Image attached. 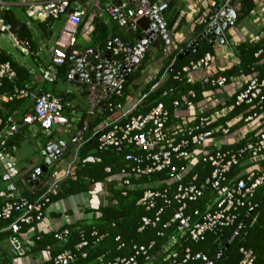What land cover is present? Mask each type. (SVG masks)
I'll return each mask as SVG.
<instances>
[{"label": "built area", "instance_id": "obj_1", "mask_svg": "<svg viewBox=\"0 0 264 264\" xmlns=\"http://www.w3.org/2000/svg\"><path fill=\"white\" fill-rule=\"evenodd\" d=\"M170 2L171 0H0V51H6L13 56L1 42L8 35L15 49L31 62L16 60L29 66L33 73L30 85L14 86L9 93H3V81L15 80L17 72L10 61L0 60V167L8 184L6 190L1 192L3 201L0 206V220H10L0 229V234L9 233L11 250L17 255V260L27 256L23 240L28 237V232L32 231L37 239L43 233H53L56 240L65 243L70 235L68 224L77 220L71 214L64 213L57 223L49 215L51 205L45 208V204L49 202L50 195L57 192L58 185L75 174L77 151L83 144V130L78 128L83 112L75 104L65 103L64 98L53 91L43 90L39 83L54 80L58 68L67 65L68 80L74 78L78 84H86V88H89L88 96H93L94 107L101 100L108 101L111 96L121 97L126 81L136 73L149 50L146 48L142 52L141 48L146 46L141 44L139 37L143 35L146 39L152 24H156L161 30L158 21L162 24L164 22L167 28L164 18ZM255 2L262 13L264 26V0ZM16 6H22L26 16L34 22L48 25L61 23L48 57L41 56L42 49L45 51L44 46L36 48L29 38L21 37L20 26L15 27L5 17ZM218 6L219 11L214 14ZM223 11L228 19L238 17V6L233 0H227L207 12L201 18V23L206 25L218 21ZM104 18L128 34L138 31L142 19H148L150 24L132 42H125L120 37L111 35L110 41L104 47L100 44L80 46L79 35L82 34L86 41L91 42L97 20ZM176 27L174 25V29ZM169 32L168 30V36ZM224 37V44L218 39H208V42L218 41L222 46L230 45L225 33ZM169 40L170 43L165 40L167 47L172 46L170 36ZM108 57L110 62L106 64ZM13 58L15 59L14 56ZM80 60H84L83 73H72L70 67L74 66L77 70L76 64ZM102 63L107 67L99 75L98 66ZM110 63L115 72H110ZM35 65L39 72L33 68ZM93 72L94 82H87L92 78ZM77 74H85L84 81ZM157 74L158 72L152 74V79ZM165 77L166 73L161 80ZM174 78L185 80L189 85L198 82L209 89L204 92V99L199 102L192 100L196 95L192 89L182 94L173 102V113L160 102L146 115H131L145 96L141 92L134 97L132 91L124 103L109 101V109L113 114L94 129L100 150L111 147L126 150L125 166L115 174H112L110 167H106L110 176L93 185L86 193L91 200L99 198L98 203L91 205V200L82 202L78 207V220L91 222L94 217L99 216L98 212L89 210L108 203L109 183L120 190L122 195H127L128 190L135 187L133 179L145 178V183L140 187L143 194L137 200V205L144 207L148 214L141 218L138 231L157 229V237L166 239L159 250L156 249L155 240L148 244L134 243L131 245L130 255L116 256L107 264H185L190 259L201 260L203 264H207L211 261L208 255L202 252L193 253L186 242L202 241L208 232L217 233L234 224L239 210L251 206L257 189L264 185V79H259L255 74L234 76L230 79L218 75L215 54L211 53L185 65ZM240 78L243 80L239 81ZM35 84L37 85L34 87ZM230 84L235 85L232 91L228 88ZM222 91H225L226 96L218 97ZM233 97L235 102L229 105L228 102ZM21 99L30 101L24 109L5 117L2 103ZM243 105L249 106L246 112L227 119L236 106ZM94 107L89 110L90 114ZM67 110H70L71 116L66 114ZM236 125H240L239 128L232 131ZM62 128L70 133L78 129L73 136L76 139L72 138L76 143L74 156L62 173L48 177V170L43 179L38 177L37 182L34 181L37 183L36 188L46 189L38 199L30 201L23 194L24 186L29 185L31 189L35 187L25 181L29 172H22L18 165L17 137L26 132L34 136L56 135ZM242 141V146L230 147ZM58 142L60 141L51 140L46 145ZM68 148L67 145L63 155L57 156L53 164L63 158ZM89 159L100 160L92 156ZM198 164L203 166L202 169L193 172ZM236 167L241 169L234 173ZM199 175L204 176L200 179ZM198 203L201 205L198 206ZM173 205H176L175 208L169 211ZM24 225L32 226L24 231ZM237 233L238 231L235 235ZM105 236L106 234L100 235L97 230H92L89 239L82 235L81 241L74 248L56 254L53 253V247L48 245L41 252V262L74 264L80 258L87 257L85 248L90 243L96 244ZM115 240L119 242L118 249L125 247L120 236ZM241 252L242 264H253V250L241 248ZM98 261L105 264L103 257L98 258Z\"/></svg>", "mask_w": 264, "mask_h": 264}, {"label": "trees", "instance_id": "obj_2", "mask_svg": "<svg viewBox=\"0 0 264 264\" xmlns=\"http://www.w3.org/2000/svg\"><path fill=\"white\" fill-rule=\"evenodd\" d=\"M178 0H172L170 2L168 11L166 13L165 19H167V28L171 32H176L181 29L184 20H181L180 24L174 29L176 20L179 17V12H177L176 4ZM235 4V3H234ZM236 5V4H235ZM237 6V5H236ZM255 4L253 0H244L241 7H238V17L236 23L239 24L244 18L250 15L254 10ZM175 10V12H174ZM174 14V15H173ZM7 20H9L15 27L19 25L20 35L24 38H29L32 44L38 48V36L36 30L41 33L42 36L51 35L53 33L52 24L36 22V30L33 25L27 21H20L17 19L16 14L12 10L11 14H5ZM51 23V22H49ZM150 21L148 19H142L140 23V28L137 32L126 33L118 25H109L105 19L97 20L95 24V30L92 33V41L90 46L100 44L101 47L107 45L109 36H118L125 42H132L136 36H138L144 29L149 27ZM203 27V24L196 26V31ZM162 38H158L154 42V46ZM163 44V49L166 47V42L164 39L161 40ZM182 49L187 47L186 44L182 45ZM231 48L239 59V63L233 65L231 68L218 73V75L226 76L228 79L234 76L240 75H256L259 79H264V35L263 37L256 41H242L237 45H231ZM182 50L177 48L168 55V60L165 66L158 72L156 78L147 82L144 87L142 94H144V99L141 105L132 112L131 115H146L149 113L158 103L162 102L166 109L173 113V102L179 99L180 96L189 90H194L196 95L192 100L194 102H199L204 99V92L209 88L203 86L200 83L187 84L185 80H178L174 77L178 72L182 71L185 65H188L191 61L198 60L205 56L207 53L215 54V48L208 41L201 43L194 53L185 56L183 59H178L177 56ZM164 55L163 52L161 53ZM1 61H10L17 72V78L13 81L5 79L3 81L2 92L9 93L14 86L26 87L33 81V73L29 66L20 64L16 59L11 56L10 53L6 51H0ZM149 56L146 53L141 65L139 66V71L137 73V79L142 75V71L147 64H149ZM174 67L173 72H170V66ZM68 66L64 65L58 68V73L56 78L52 81H44L39 87L43 90H50L55 92L64 98L65 103L73 102L79 96H86L89 94V90H74V91H58L56 89L57 79L66 82L68 80L67 76ZM136 71V72H137ZM166 73V77L161 80L162 75ZM133 76H131L125 83L124 92L121 97L111 96L108 101L101 100L99 105L95 107L93 112L90 114L88 109L76 105V108L82 110L81 120L78 122V128L83 130L82 141L83 144L79 147L77 151V162L75 164V174L64 179L59 185L58 190L55 194L50 195V200L45 204V208L49 207L57 201H63L71 196H76L78 194L87 193L90 188L96 183L105 181L110 174L106 171V167L112 169V174L118 173L125 166V153L126 150H119L117 148H106L100 150L98 148V138L94 136V129L108 119L113 112L110 111L108 102L119 101L124 103L126 97L132 93L131 81ZM38 83V82H36ZM37 84L34 85V87ZM81 85V84H79ZM81 86L86 88V84ZM38 87V86H37ZM137 87V86H136ZM29 99L14 100L9 103H2L4 106L3 115L5 117L11 116L18 110L24 109ZM86 101V99H84ZM235 102V97H233L228 103L233 104ZM249 106H236L234 110L228 115L227 119H232L237 114L241 112H246ZM66 114L71 116L70 110L66 111ZM240 125H236L231 130L239 128ZM78 132V129L73 130L70 134L71 138ZM53 135L49 137L51 139ZM71 141V140H70ZM75 152L76 143L73 140L70 142ZM244 142L232 145L230 147L238 148L242 146ZM71 149V148H70ZM68 148L67 153L64 155H69L71 152ZM97 157L100 160H90L89 157ZM202 165L198 164L194 167L193 172H199L202 169ZM241 167H236L233 171L237 173ZM209 172L208 170L206 171ZM205 175V174H204ZM204 175H199L202 179ZM163 176V174L161 175ZM145 178H140L138 180L133 179L132 183L135 185L134 188L128 190L127 195H122L121 191L116 189L112 183L107 185L109 194L107 196L108 203L105 205H100L98 208L89 210L98 212L99 216L94 217L91 222H86L85 220H76L68 224L70 230V235L65 243H61L54 237L53 233H43L41 237L37 239L35 236L31 240V245L26 252V255L34 254L37 252H42L46 249L48 245L53 247V253L63 251L65 249H72L74 246L81 241L82 235L87 239L90 237L92 230H97L100 235L106 234L98 243L89 244L85 248L88 255L86 258H80L74 264H100L98 258L103 257L105 264L113 260L119 255H130L131 245L134 243L148 244L155 240L156 249L159 250L161 246L166 242L165 238L157 237V229L147 228L142 232L138 231L140 227L141 218L147 215L148 212L144 207L137 205V200L143 194V189L141 185L145 183ZM22 184V183H21ZM23 194L30 200L38 199L45 191V188L38 187L27 189L24 186ZM264 194V185L257 189L255 197L252 200L251 206H246L239 210L238 217L234 224L223 228L221 231L214 233L208 232L205 238L199 242H186V245L191 248L193 253L202 252L208 255L209 259L213 264H242L243 253L241 248L251 249L255 254V259L253 264H264V203L259 206L253 213H251L247 219L246 215L249 210L257 205ZM198 206L201 204L198 203ZM176 205L171 206L168 210L171 211ZM56 217H60V214H54ZM10 220H0V229L6 226ZM32 225H24L23 230L26 231ZM238 233L235 235V232ZM1 235H9V233H2ZM117 236L121 237V240L125 243V247L118 249V244L115 240ZM229 246L224 250L222 255L218 257L219 253L226 244ZM183 256L181 255L180 258ZM6 264H14L12 259H9ZM36 264H50L48 261L40 262ZM185 264H203L201 260H188Z\"/></svg>", "mask_w": 264, "mask_h": 264}, {"label": "crops", "instance_id": "obj_3", "mask_svg": "<svg viewBox=\"0 0 264 264\" xmlns=\"http://www.w3.org/2000/svg\"><path fill=\"white\" fill-rule=\"evenodd\" d=\"M226 1L227 0H178L177 4H176V9H177V12H179V17L176 20L175 25L178 26L180 24L181 20H184V23L181 26V29L179 31H176L175 33L172 32V35L174 36V39L172 41V46L171 47L166 46L164 48L165 54L163 56H158V58H156V60H154L155 58H153L154 62L149 63V66H151L150 75L155 74V72H158L159 69L162 67L161 65L165 66V64L168 60L167 57L172 51L176 50L177 48H180V49L184 48V47H182L183 44L188 45L189 42H191L199 34V30L196 31V26L199 24H202L201 18L202 17L204 18V16L207 15V12L214 9L215 5L223 4ZM233 1L238 7H241V4L243 3L244 0H233ZM253 2L255 4V9L250 13V15L247 16L246 18H244L239 24L236 23L233 27H230L227 31L224 32L226 37L230 41V45L222 46L218 41L214 45V48L216 51L215 52V67H216L218 73L223 72V71L231 68L233 65L237 64L238 59L235 56V54L231 48V45L232 46L237 45L238 43H240L242 41H247V40L250 42H256V41L260 40L264 35V26H263V22L261 19L262 13H261V11H259L260 8L257 7V3L255 2V0H253ZM104 19L109 25H111V26L115 25L114 23L110 22V20H108L107 18H104ZM165 21L167 23V19H165ZM186 21L188 23V26H185ZM169 33H171V31ZM186 39H188V40L186 41ZM161 40L158 42H161ZM78 41H79L80 46H83V47L90 46V43H91V42L86 41L82 37V34L79 35ZM182 41H184V42H182ZM153 44H152V46H154ZM150 48H149V50H150ZM33 68L39 72V68L37 65H35V67H33ZM35 76H39V75H35ZM148 79H150V78H147L146 81H148ZM57 80L58 81L56 84V89L58 91H64V92L65 91H74L71 88H66V90H62L61 89L62 84L73 83L76 86V89H77V85H79L77 80L74 78H72L71 80H67L66 82L61 81V79H57ZM242 80L243 79L240 78L239 81H242ZM228 88L230 91H232V90H234L235 85L230 84V86ZM138 95H140V92L135 94L134 97H136ZM218 95H219L218 97L226 96L225 91H222V93L218 94ZM92 98H93V96H89V98H88V99H90L89 102L91 104L89 106L88 111L95 106ZM82 110L83 109L81 108V111ZM64 132L69 134V132H66V131H64ZM38 135H46V134H36L34 136V135H32V133L26 132L25 134H22V135L17 137V141H18V145H19V149L16 153L18 165L20 164V151H24V149L27 147L26 140L31 139L33 137H37ZM51 135L52 134L45 136L47 140L45 141L44 145L49 143L51 140L63 141L62 139H59L58 137L56 138L55 137L56 135H53V137L51 139H49V137ZM22 145H25V146H22ZM44 145H41L42 147L40 146V148L42 149ZM40 148H39V150H40ZM21 154H23V152H21ZM24 171H27V170H24ZM48 177H50V175ZM3 181L6 183L5 184L6 187L3 189H0V206H1L2 201H3V196H1V192L5 191L7 188V185H8L7 181L4 179V177H3ZM25 187L27 189H31L30 188L31 186H29V185H26ZM77 197H79V198H77ZM74 198H77V199H74ZM65 200L66 201L64 203H62V201H57L49 207V210H48V212L50 213L49 215L57 223H58V220H60L62 218V216H63L62 214H64V213H67V215L71 214V216H74L77 220L80 219L79 214H77L78 213V207L82 204V202L89 201L91 199H89V197L86 193H82V194L76 195L75 197H69ZM98 201H99V198L95 197L91 201H89V204L96 205L98 203ZM54 214H60V217H56ZM27 236L28 237L23 240V243H24V246H26V248L28 250L29 246L31 245V240L34 237L32 231L28 232ZM8 238H9L8 235L4 236V235L0 234V264H6V262H8L9 259H12L13 263L15 262L16 264H18V263L19 264H36V263H40L43 260L41 252L29 254V255L25 256L24 258H20V260H17V255L12 254L13 252L11 251V249H10V252H11V254H10V252L7 251V249H6V246L7 247L9 246V239Z\"/></svg>", "mask_w": 264, "mask_h": 264}, {"label": "rangeland", "instance_id": "obj_4", "mask_svg": "<svg viewBox=\"0 0 264 264\" xmlns=\"http://www.w3.org/2000/svg\"><path fill=\"white\" fill-rule=\"evenodd\" d=\"M12 9H13L14 13L16 14L18 20L29 22L30 24L33 25L34 29L36 30L35 25L37 23L32 21L31 19H29L26 16V13H25L22 6L12 7ZM174 12H175V10H174ZM185 26H188L187 21L185 22ZM51 28H53V33L51 35H45V36H42L41 33L36 30L37 34H39V36L37 38L38 44L41 48H43V46L45 48V51L43 49L41 51L42 58H46L50 55L49 49L53 45L54 41L56 40V37L58 35V31L61 28V23L55 22ZM169 36H170L171 40L173 41L174 36L172 35V32L169 33ZM187 40L188 39H186V41ZM1 42L4 45V47L12 53V55L15 57V59H17L20 62H31L30 59H28L27 57H24L23 55H21L18 52V50L15 49V47L13 46L12 42L10 41V38L8 35H5L1 39ZM182 42H184V41H182ZM163 47H164L163 44L161 42H158L157 45L152 46L150 48V50L147 51L148 56L150 58L149 63L154 62V60H156V58H158V56H162V54H161L162 52H163V54H165V49H163ZM153 58H155V59L153 60ZM161 66L164 67V65H161ZM150 69H151V66H149V64H147L146 67H144V69L142 71V75L138 79H137V77H138L137 73H138L139 69L133 75V79L131 81V90L134 91V94H137L139 92L141 93L143 91L144 87L147 84V81H146L147 78H150L148 80H151L153 78V76L150 75ZM160 69H159V71H160ZM66 88H71L72 90H75L76 86L73 83H66V84L61 85L62 90H66ZM77 89L78 90H89V88H85L81 85H77ZM88 95L86 96V98H84L85 96H79L73 102V104H75V105L79 104V106L86 108V109H89V106L91 104L89 102L90 99H88L89 98ZM84 99H86V101H84ZM45 136L46 135H38L37 137H33L31 139L26 140L27 143L26 142L25 143L27 144V147L24 149V151H20L19 167H20L22 172H29V170H31L33 165H40L42 163V157L40 154V152H41L40 146L44 145L45 141L47 140ZM55 137L56 138L58 137L59 139L66 141L68 143L69 149L71 148L70 149L71 153L69 155H67V154L64 155L63 158H61L59 161L55 162L52 165V167L49 169V175H57L59 173H62L65 166L71 161L72 157L74 156V150L72 148V146H74V145L72 143H70L72 141L70 134L65 133L63 128H62L59 132L56 133ZM22 146H25V145H22ZM39 148H40V150H39ZM21 152H23V154H21ZM24 170H27V171H24ZM3 177H4V172H3L2 168L0 167V189H3L6 187L5 186L6 183L3 181ZM77 198H79V197H77ZM77 198H74V199H77ZM65 201L66 200L62 201V203H64ZM6 249H7V251L10 252V249H11L10 242H9V246L8 247L6 246ZM10 254H11V252H10Z\"/></svg>", "mask_w": 264, "mask_h": 264}, {"label": "water", "instance_id": "obj_5", "mask_svg": "<svg viewBox=\"0 0 264 264\" xmlns=\"http://www.w3.org/2000/svg\"><path fill=\"white\" fill-rule=\"evenodd\" d=\"M220 6H218L215 10H214V14L218 13ZM154 18V17H153ZM237 18H232V19H228L226 13L223 11L220 13L218 21H215L211 24H206L203 25V27L199 28V34L196 36V38L191 41L187 47L179 53V55L177 56L178 59H183L185 56L192 54L195 52V50L197 49V47L201 44V43H205L208 41V39H218L220 41V43L224 44L225 43V37H224V32L227 31L230 27H233L236 24ZM158 26L161 27V30H159L158 27H156V24H152L151 28L148 32L147 38L145 39L143 35H141L139 37L141 41V44L146 46L141 48L142 52H144L146 50V48H150L153 44V42L155 40H157L160 37H163L167 43H170L169 40V36L167 33V28H165V23L163 22L160 23V21L157 22ZM112 36H110L108 38V40L110 41ZM212 46H214V42L210 43ZM111 45V44H110ZM109 50V47H108ZM110 57V56H109ZM108 59L105 61V63L107 64L108 62H110V59ZM83 63L84 60H80L77 62L76 67L77 70H75V67H70V70L72 73H74L75 71H77L78 73H83L82 71V67H83ZM107 66L104 65V63L100 64L98 66V72L99 75H101L103 73V69H105ZM112 64L110 63V65L108 66V68L111 70L110 72H115L114 69H112ZM174 67L171 68L170 72H173ZM110 72H106V73H110ZM78 78L81 79V81H84L83 76L85 75H80L77 74ZM91 79H88L87 82H94V77L95 74L93 72V74L91 75ZM81 135V134H80ZM76 138H73V140H75ZM68 143L66 141H60L58 143H54L51 145H44L43 148L41 149V157H42V163L40 165H33L32 169L29 171V173L25 176V181L29 182L31 185H33L35 188L37 187V183H35L34 181L37 182V178L39 177V179H43L47 173L48 170L52 167L53 162L56 160L57 156H62L63 152L66 150ZM4 179L6 180V177H4ZM8 191H10V189H7ZM264 203V194L262 196L261 201L255 205L254 207H252L248 214L246 215L245 220L247 219V217L253 213L259 206H261ZM229 246V243L226 244V246L223 248V250L220 251L218 257H220L222 255V253L224 252V250H226V248ZM207 264H213L212 261L208 262Z\"/></svg>", "mask_w": 264, "mask_h": 264}, {"label": "flooded vegetation", "instance_id": "obj_6", "mask_svg": "<svg viewBox=\"0 0 264 264\" xmlns=\"http://www.w3.org/2000/svg\"><path fill=\"white\" fill-rule=\"evenodd\" d=\"M216 43H214V45H215Z\"/></svg>", "mask_w": 264, "mask_h": 264}]
</instances>
